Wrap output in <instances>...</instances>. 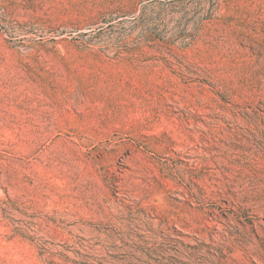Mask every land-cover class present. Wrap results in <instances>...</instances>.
<instances>
[{"label":"rangeland","instance_id":"obj_1","mask_svg":"<svg viewBox=\"0 0 264 264\" xmlns=\"http://www.w3.org/2000/svg\"><path fill=\"white\" fill-rule=\"evenodd\" d=\"M0 264H264V0H0Z\"/></svg>","mask_w":264,"mask_h":264}]
</instances>
